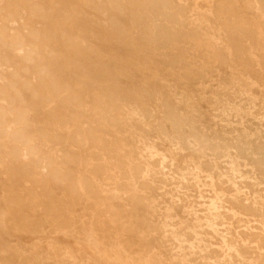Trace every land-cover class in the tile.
I'll return each mask as SVG.
<instances>
[{
    "label": "rangeland",
    "instance_id": "1",
    "mask_svg": "<svg viewBox=\"0 0 264 264\" xmlns=\"http://www.w3.org/2000/svg\"><path fill=\"white\" fill-rule=\"evenodd\" d=\"M167 111L264 132V0H0V264H222L248 237Z\"/></svg>",
    "mask_w": 264,
    "mask_h": 264
},
{
    "label": "bare ground",
    "instance_id": "2",
    "mask_svg": "<svg viewBox=\"0 0 264 264\" xmlns=\"http://www.w3.org/2000/svg\"><path fill=\"white\" fill-rule=\"evenodd\" d=\"M164 117L172 131L173 154L186 151L199 154L193 164L185 166L187 172L181 173L179 177L184 180L200 172L219 177V191L207 208L205 225L212 228L225 215L233 216L242 227L241 233L248 237L228 245L222 264H264V132L258 131V127L254 130L246 127L240 131L235 125L229 127L222 124V136L214 134L211 139L197 138L181 131L172 112L167 111ZM160 133L163 139L168 138L164 128L160 127ZM208 151L212 154L210 164L199 157L205 156ZM216 160L223 165V171H218ZM253 222L256 228L251 225ZM193 236L195 242L190 245L198 247L202 239L196 232Z\"/></svg>",
    "mask_w": 264,
    "mask_h": 264
}]
</instances>
